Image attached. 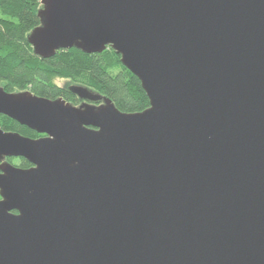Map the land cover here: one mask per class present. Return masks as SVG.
I'll use <instances>...</instances> for the list:
<instances>
[{
	"label": "water",
	"instance_id": "obj_1",
	"mask_svg": "<svg viewBox=\"0 0 264 264\" xmlns=\"http://www.w3.org/2000/svg\"><path fill=\"white\" fill-rule=\"evenodd\" d=\"M41 6L38 56L111 46L150 106L0 86L43 134L0 127V264H264V0Z\"/></svg>",
	"mask_w": 264,
	"mask_h": 264
},
{
	"label": "trees",
	"instance_id": "obj_2",
	"mask_svg": "<svg viewBox=\"0 0 264 264\" xmlns=\"http://www.w3.org/2000/svg\"><path fill=\"white\" fill-rule=\"evenodd\" d=\"M41 7V0H0V84L6 91L29 89L35 95L63 97L78 106L82 102L79 96L54 81L60 77L110 98L122 112L144 111L150 106L141 80L124 66L111 46L99 53L67 48L57 50L50 58L38 56L28 36L41 25ZM0 127L26 137L43 136L7 115H0ZM8 160L19 161L17 166L23 168L31 166L30 161L21 157Z\"/></svg>",
	"mask_w": 264,
	"mask_h": 264
},
{
	"label": "rangeland",
	"instance_id": "obj_3",
	"mask_svg": "<svg viewBox=\"0 0 264 264\" xmlns=\"http://www.w3.org/2000/svg\"><path fill=\"white\" fill-rule=\"evenodd\" d=\"M54 81L56 82V84H60L61 86H64V87H70L71 85H74L73 83H71V80L68 78V79H63V78H60V77H57L54 79ZM0 86H2V84H0ZM80 106V104L78 105ZM15 166L18 165L19 161H14L12 162Z\"/></svg>",
	"mask_w": 264,
	"mask_h": 264
},
{
	"label": "flooded vegetation",
	"instance_id": "obj_4",
	"mask_svg": "<svg viewBox=\"0 0 264 264\" xmlns=\"http://www.w3.org/2000/svg\"><path fill=\"white\" fill-rule=\"evenodd\" d=\"M18 158H20V157H17V158H14V159H18ZM9 159V158H8ZM32 165V164H31ZM30 167V166H29Z\"/></svg>",
	"mask_w": 264,
	"mask_h": 264
}]
</instances>
